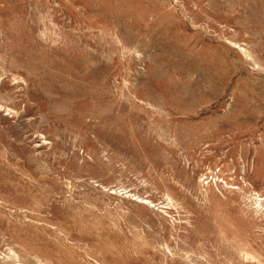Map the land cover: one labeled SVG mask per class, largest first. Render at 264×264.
<instances>
[{"label":"rangeland","instance_id":"1","mask_svg":"<svg viewBox=\"0 0 264 264\" xmlns=\"http://www.w3.org/2000/svg\"><path fill=\"white\" fill-rule=\"evenodd\" d=\"M0 264H264V0H0Z\"/></svg>","mask_w":264,"mask_h":264}]
</instances>
